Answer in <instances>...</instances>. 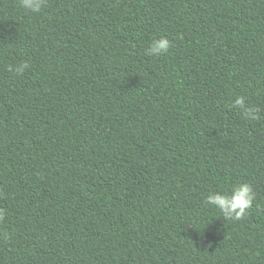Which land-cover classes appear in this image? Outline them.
<instances>
[{
    "label": "trees",
    "instance_id": "obj_1",
    "mask_svg": "<svg viewBox=\"0 0 264 264\" xmlns=\"http://www.w3.org/2000/svg\"><path fill=\"white\" fill-rule=\"evenodd\" d=\"M0 208V264H264V0H0Z\"/></svg>",
    "mask_w": 264,
    "mask_h": 264
},
{
    "label": "clouds",
    "instance_id": "obj_2",
    "mask_svg": "<svg viewBox=\"0 0 264 264\" xmlns=\"http://www.w3.org/2000/svg\"><path fill=\"white\" fill-rule=\"evenodd\" d=\"M46 0H20V6L32 13H37L45 6ZM171 41L165 36L154 39L145 51V55L159 57L168 52ZM29 68L27 61H23L15 66L9 65L8 70L16 75H22ZM233 107L238 108L243 116L249 120L259 118L260 109L246 101L245 96H235ZM255 192L248 183H239L231 188L229 192H211L205 197V203L217 209L224 220L239 221L245 218L253 206ZM6 215L4 209L0 208V220Z\"/></svg>",
    "mask_w": 264,
    "mask_h": 264
}]
</instances>
